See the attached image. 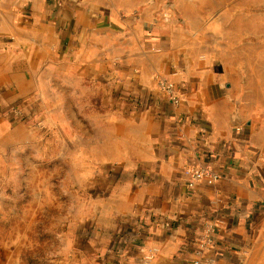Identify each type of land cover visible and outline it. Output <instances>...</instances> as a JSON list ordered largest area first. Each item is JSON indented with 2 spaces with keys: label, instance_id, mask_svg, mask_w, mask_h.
I'll return each mask as SVG.
<instances>
[{
  "label": "crops",
  "instance_id": "crops-1",
  "mask_svg": "<svg viewBox=\"0 0 264 264\" xmlns=\"http://www.w3.org/2000/svg\"><path fill=\"white\" fill-rule=\"evenodd\" d=\"M39 155L79 195L69 264H192L207 225L213 264H264V0H0V180Z\"/></svg>",
  "mask_w": 264,
  "mask_h": 264
},
{
  "label": "rangeland",
  "instance_id": "rangeland-1",
  "mask_svg": "<svg viewBox=\"0 0 264 264\" xmlns=\"http://www.w3.org/2000/svg\"><path fill=\"white\" fill-rule=\"evenodd\" d=\"M30 125L39 128L33 119ZM39 160L25 170L22 181L17 167L4 183L0 180V264H69L72 256L80 258L78 217L72 214L79 202L77 189L66 187L62 195L65 187L57 169L47 166L46 157L39 155ZM69 253L70 259L62 256ZM80 260L74 264H86L89 258Z\"/></svg>",
  "mask_w": 264,
  "mask_h": 264
},
{
  "label": "built area",
  "instance_id": "built-area-1",
  "mask_svg": "<svg viewBox=\"0 0 264 264\" xmlns=\"http://www.w3.org/2000/svg\"><path fill=\"white\" fill-rule=\"evenodd\" d=\"M159 89L164 92L167 99L172 103L173 106H177L180 102L179 96L176 93L175 86L168 81L157 82ZM20 117V112H17L16 119ZM183 174L187 179L188 186L190 188L195 187L197 184H205L208 186H215L221 181V175L216 173L211 167H199L187 165L183 169ZM215 227L207 225L204 227L202 235L199 238L198 247L195 249V259L192 264H213L214 261L208 257V254L215 247L214 238ZM234 254L237 258L242 259L244 253L240 250H234ZM155 259V252H149V260Z\"/></svg>",
  "mask_w": 264,
  "mask_h": 264
}]
</instances>
